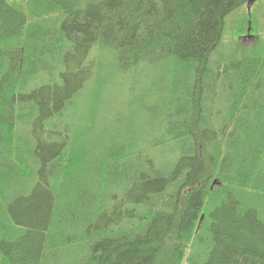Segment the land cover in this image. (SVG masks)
Masks as SVG:
<instances>
[{
  "label": "trees",
  "instance_id": "16d2710c",
  "mask_svg": "<svg viewBox=\"0 0 264 264\" xmlns=\"http://www.w3.org/2000/svg\"><path fill=\"white\" fill-rule=\"evenodd\" d=\"M248 1L0 0V264H264V40L247 8L223 35ZM102 57L126 112L93 154Z\"/></svg>",
  "mask_w": 264,
  "mask_h": 264
},
{
  "label": "rangeland",
  "instance_id": "374dc122",
  "mask_svg": "<svg viewBox=\"0 0 264 264\" xmlns=\"http://www.w3.org/2000/svg\"><path fill=\"white\" fill-rule=\"evenodd\" d=\"M247 5V7H246ZM245 8L252 11L254 14L255 21V30L251 32L254 35H245L242 39L244 43L248 42H256L257 38L264 40V0H249L247 4L242 5L237 8L233 12H231L225 19V25L223 29V35L225 36V40L231 38L234 35V26L235 23L241 24L242 18L245 16ZM95 53V50H93ZM91 58L87 57V61H90ZM99 64V63H98ZM93 63L90 69L93 70V76L95 81L98 78V91L100 93L99 103L95 110L90 111V116L93 120L92 125V133L88 135L82 142H80V147H85L88 153L95 154V128L101 129L104 126L109 127L113 133H116V129L121 124V118L125 114L126 109L123 107H119V100L125 97V93L115 90L111 88L112 80L118 73L117 63L110 61L109 57H102L100 60V64L98 65ZM102 68V70H100ZM122 76V74L120 75ZM107 78V79H106ZM128 80L129 77L127 76ZM126 80V83H127ZM143 81V79L141 80ZM139 81V87L141 88L144 84ZM39 82V81H38ZM37 82V83H38ZM94 80H90L86 83V86H89ZM125 83V84H126ZM84 88V87H83ZM89 88V89H88ZM90 87H87L82 94L78 98V105L74 106L71 111L67 113V115L62 116L63 123H71L74 127H84L83 124L87 123V120L80 118V115L85 114L87 111V106L90 104L91 93ZM84 93V94H83ZM146 102L141 99L138 107L133 106L131 110L135 112L132 116V123L136 127L145 123V118L142 117L143 113V105ZM87 117L89 118V112H87ZM73 116L75 119H71ZM77 117L80 119L78 120ZM87 118V119H88ZM81 121V122H80ZM85 121V122H84ZM55 139V138H54ZM70 139V138H69ZM76 139V138H75ZM73 140V139H70Z\"/></svg>",
  "mask_w": 264,
  "mask_h": 264
},
{
  "label": "bare ground",
  "instance_id": "6f19581e",
  "mask_svg": "<svg viewBox=\"0 0 264 264\" xmlns=\"http://www.w3.org/2000/svg\"><path fill=\"white\" fill-rule=\"evenodd\" d=\"M38 9V8H37ZM230 49V48H229ZM24 53V52H23ZM219 56V55H218ZM74 71V70H73ZM50 76V75H49ZM57 83V82H56ZM89 89V88H88ZM84 94V93H83ZM146 102V101H145ZM213 105V104H212ZM60 111V110H59ZM57 115V114H56ZM43 121H45V120H43ZM63 131V130H62ZM66 164V163H65Z\"/></svg>",
  "mask_w": 264,
  "mask_h": 264
},
{
  "label": "water",
  "instance_id": "95a60500",
  "mask_svg": "<svg viewBox=\"0 0 264 264\" xmlns=\"http://www.w3.org/2000/svg\"><path fill=\"white\" fill-rule=\"evenodd\" d=\"M215 182H216V180H214L212 184H214ZM217 183H218V182H217Z\"/></svg>",
  "mask_w": 264,
  "mask_h": 264
}]
</instances>
